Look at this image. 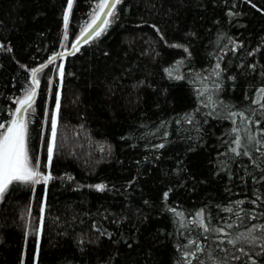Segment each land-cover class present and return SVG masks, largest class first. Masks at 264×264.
I'll use <instances>...</instances> for the list:
<instances>
[{
    "label": "trees",
    "instance_id": "16d2710c",
    "mask_svg": "<svg viewBox=\"0 0 264 264\" xmlns=\"http://www.w3.org/2000/svg\"><path fill=\"white\" fill-rule=\"evenodd\" d=\"M99 2L73 0L65 28L68 0H0V123L39 69L28 147L53 177L13 184L0 201V264H264L261 241L227 243L264 224V163H253L264 143L249 144L251 158L230 151L237 134L264 142V0H122L58 77L54 59ZM201 210L226 235L194 223ZM189 241L204 251L186 258Z\"/></svg>",
    "mask_w": 264,
    "mask_h": 264
},
{
    "label": "snow or ice",
    "instance_id": "6c2138e0",
    "mask_svg": "<svg viewBox=\"0 0 264 264\" xmlns=\"http://www.w3.org/2000/svg\"><path fill=\"white\" fill-rule=\"evenodd\" d=\"M122 0H100L97 4L96 9L93 12V19L90 24L87 25L85 28V33H87L90 29H93L95 26L94 35L99 37L101 33L105 30L106 26L110 23V21L105 18L102 20L100 24H97V21L100 20L101 15L104 17H112L115 15L113 11L116 9L117 5H119ZM73 0H68L67 9L64 13V23L65 28H67L69 15L72 9ZM107 9V11H105ZM229 15H232L230 12ZM79 43V41H77ZM75 47V45H73ZM11 50V49H9ZM235 51V49H233ZM253 67H255L253 65ZM220 64L215 66L213 70L214 74L219 76L220 74ZM39 71V69L33 70V85L38 87L39 81L35 78V73ZM61 75L63 72L61 71ZM169 75H171V71H169ZM179 79L180 77H176ZM35 87L29 90L23 99L17 101L18 107L15 109V113L13 119L8 125L0 123V129H4L3 132H0V200H3L5 194L8 192L10 186L13 184H24V185H38V184H45L53 179L50 174H46L42 172L40 160L38 157H34L31 155V150L28 147V127L26 120L24 118V113L28 111V109L32 108L33 97L36 95ZM219 88V84L216 85ZM203 91L200 92V95H203ZM258 97L264 98V87H261L258 91ZM258 102V101H254ZM264 107V105H262ZM59 109V94H57V110ZM232 116H236V113H232ZM192 117H188V122H191ZM235 123V120H233ZM234 133H237L238 130L236 128L233 129ZM261 136H264V130L260 132ZM56 137H57V114L55 112L51 115V139L47 142V152H48V163L47 166L50 167L52 164L54 149L56 146ZM248 143H242V138L237 134L235 140L233 141L235 147L230 148V151L235 153L237 157L240 156H248L251 158L249 144L253 141L257 145H260L264 142L257 140L255 136L248 135L247 136ZM157 147L163 148L164 145L160 144ZM261 157H264V152L261 153ZM253 163L260 167L261 163L264 161L260 160V157H257L253 160ZM264 179V177H262ZM255 180V177H254ZM105 185L100 184L96 185L95 188L97 191H103L105 189ZM34 190V189H33ZM165 198H167V193L164 194ZM259 199V197H257ZM238 204H243L244 201H238ZM227 211L231 212L232 209L228 208ZM43 213V207L41 209ZM237 217L240 218V214L236 213ZM196 219L194 223H196L199 227L203 228L205 233L214 232L219 235H226L223 228H212L210 223L208 225L204 222V212L201 210L196 214ZM253 219L256 218L255 215L252 217ZM43 223V217H41V224ZM232 225H227V227H231ZM254 232H264V224L262 225H252L251 228L248 229L246 233L239 234L235 240L229 239L227 241L228 244H231L233 247L236 246L238 242L241 240L247 242L250 245H255L257 241H261L260 248L261 252L256 253V255L264 254V236L257 237L253 235ZM103 234V233H101ZM207 240L208 237L205 236ZM220 244H223L224 241H219ZM195 244L196 251L191 253H186L185 257L191 255L192 257H196L198 252H203L204 249L200 245V243L196 241H189V244L185 247H191ZM223 251H227L226 249H221ZM243 255H248V252L245 251L244 248L238 249ZM209 259H212L211 254H209ZM234 259H240V257H234ZM251 259V257H250ZM187 264H191L189 260ZM200 264H204V261L201 260ZM215 264V261L213 262ZM251 264H257L255 259H251Z\"/></svg>",
    "mask_w": 264,
    "mask_h": 264
},
{
    "label": "rangeland",
    "instance_id": "374dc122",
    "mask_svg": "<svg viewBox=\"0 0 264 264\" xmlns=\"http://www.w3.org/2000/svg\"><path fill=\"white\" fill-rule=\"evenodd\" d=\"M107 19H109V17L107 18ZM85 32V31H84ZM83 32V33H84ZM82 33V34H83ZM64 37H66V31H65V34H64ZM63 43H64V45H66V40H64L63 41ZM74 43H72V44H70L67 48H65V46L59 51V54H64V53H66V52H68V51H70V48H71V46L73 45ZM52 65H53V72L55 71H57V73H58V77H61V71H62V68H63V57H61L60 56V58L59 59H54V61H53V63H52ZM35 78L39 81L40 80V78H39V74L37 75V73L35 74ZM59 92V91H58ZM24 98V96L21 98V99H23ZM19 105H18V103L16 104V108L18 107ZM15 108V109H16ZM30 110L31 109H28V111L27 112H25L24 113V118H25V120H27V114L30 112ZM53 112H55L56 114H57V99L55 100V102H54V105H53V110H52V112H51V115H52V113ZM14 113H15V111H14ZM51 115H50V128H49V137H48V141L51 139ZM13 116H14V114H13ZM13 119V118H12ZM46 119H47V113H46V118H45V121H44V125L46 126ZM11 122V121H10ZM4 131V130H3ZM2 131V132H3ZM47 163H48V156H47V160H46V167L48 168V166H47ZM46 174H48V173H46ZM1 201V200H0ZM41 224V223H40ZM40 231H41V225L39 226V230H38V233H40Z\"/></svg>",
    "mask_w": 264,
    "mask_h": 264
},
{
    "label": "water",
    "instance_id": "95a60500",
    "mask_svg": "<svg viewBox=\"0 0 264 264\" xmlns=\"http://www.w3.org/2000/svg\"><path fill=\"white\" fill-rule=\"evenodd\" d=\"M109 2H111V0H109ZM107 11V9L105 10ZM108 18V17H104L103 15H101L100 20L97 21V24H100L102 22L103 19ZM94 32H95V26L93 27V29H90L87 33H83L81 34L77 40L74 42L73 45L69 51V53H65L60 55L61 57H64L67 54H72L74 53L80 46H82L83 44H85L86 42H88L93 36H94ZM77 41H79V43H77ZM32 81H33V76H32ZM33 101H34V97H33Z\"/></svg>",
    "mask_w": 264,
    "mask_h": 264
}]
</instances>
